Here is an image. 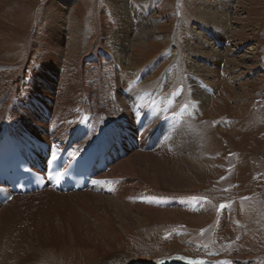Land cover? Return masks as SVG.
Masks as SVG:
<instances>
[{
  "label": "rangeland",
  "instance_id": "rangeland-1",
  "mask_svg": "<svg viewBox=\"0 0 264 264\" xmlns=\"http://www.w3.org/2000/svg\"><path fill=\"white\" fill-rule=\"evenodd\" d=\"M126 1L132 9L151 4L147 14L154 20V34L142 41L145 48L136 46L141 41L136 34L125 47V55L131 56L129 63L136 70L149 67L138 76L139 82L144 78L158 81L169 67L174 71L175 54L214 74L206 78L210 85L185 67L186 71H174L180 79L173 74V82L163 77L161 83L164 92L168 81L178 83L173 93L186 89L188 96L189 86H199L207 98L201 100L199 111L193 109L194 118L189 122L200 136L207 159L199 170L188 167L194 170L188 193L203 197L208 205L199 214L180 207L162 221L132 215L131 222H122L130 231H123L117 223L119 237L107 244L98 242L95 235L113 224L95 206H81L73 200L68 206L58 200L28 199L16 210L4 212L3 226L0 220L5 238L2 251L5 248L4 252L14 257L10 260L13 264H264V0H230L225 24L211 16L202 17L198 9L204 8L190 0ZM51 4L65 10L64 15H58L54 8L45 10ZM111 4L112 0H73L69 7L62 0H20L17 5L25 10L8 19L18 45H0L7 54L4 62L17 63L18 58L10 54L24 49L27 36L35 31L37 17L50 33L59 31L56 41L64 51L71 23L88 31L93 17L103 8L111 11ZM196 33L205 37L210 50L225 54L228 62L206 55H201L204 60L198 59L200 54L194 51L202 45L194 37ZM183 38L189 47L181 43ZM85 44L82 53L87 50ZM190 47L193 51L184 50ZM229 213L231 219L222 218L218 224L221 215L228 217ZM199 215H205L203 224L186 221ZM70 252L74 255L67 257Z\"/></svg>",
  "mask_w": 264,
  "mask_h": 264
},
{
  "label": "bare ground",
  "instance_id": "bare-ground-1",
  "mask_svg": "<svg viewBox=\"0 0 264 264\" xmlns=\"http://www.w3.org/2000/svg\"><path fill=\"white\" fill-rule=\"evenodd\" d=\"M19 1L0 0V45L4 48L18 45L8 26V19L25 10V7L17 5ZM62 1L69 7L73 3V0ZM190 1L194 6L204 8L197 10L202 17L211 16L221 24L226 23L230 0ZM110 7L111 11L103 8L93 17L88 31L72 22L68 29L69 43L64 51L56 41L59 31L54 29L56 33H50L44 28L42 18L38 17L35 31L27 36L24 49L10 54L18 58L16 64L4 62L7 54L0 49V136L9 127L19 145L26 146L28 139L33 137L38 142L49 141L56 152L68 140L82 136V143L76 150L82 151L83 145L94 139L101 132L103 123H107L109 134L123 146L124 156L113 160L107 170L99 173L92 185L82 192L59 194L47 189L14 196L0 208V220L6 210L14 211L28 199H41L43 202L58 200L68 206L73 200L81 206H95L109 218L113 227L104 228V232L98 230L95 236L98 242L110 244L119 237L117 223L123 231H130L131 228L123 226V223L131 222L132 215L143 216L153 222L166 220L168 215L180 211V207L198 214L207 207L203 197L196 198L188 193L191 190L190 172L194 171L190 168L199 170L207 159L202 153L199 134L189 125L194 118L193 109L199 111L203 107H200L201 100L206 101V97L194 83L193 88L189 86V96L186 89L173 93L180 84L171 85L170 82H173L174 71H183L185 67L210 85L206 78H212L214 74L199 64H188L187 58L175 54L172 56L176 60L174 71L169 67L158 81L149 82L148 78H144L139 82L138 76L149 67L136 70L129 63L131 56L125 55V47L136 34L141 40L136 46L145 48L146 44L142 41L154 34L151 29L154 20L147 14L151 4L132 9L128 8L126 0H112ZM46 8H54L58 15L65 11L54 4ZM217 8H221L220 11ZM185 31L190 32L189 29ZM194 37L202 45L199 51L198 48L194 51L196 55L200 54L198 59L204 60L201 55L215 60L225 58V54L210 50L200 33ZM185 41L181 43L187 45ZM84 44L87 50L82 53ZM184 50L193 51L191 47ZM225 62H228L226 58ZM175 76L180 79L179 75ZM163 77L170 81L165 84L168 87L166 92L161 89L165 80ZM47 87L48 91L45 90ZM75 153L71 152L69 157ZM91 186H95L92 192ZM231 217L230 213L228 217L221 215L218 224L222 218ZM186 221L203 224L206 218L199 215L186 218ZM2 226L0 264H13L10 260L14 257L5 253V248L2 251L5 242ZM69 254L66 256H73L74 252ZM61 256L67 259L63 254Z\"/></svg>",
  "mask_w": 264,
  "mask_h": 264
},
{
  "label": "snow or ice",
  "instance_id": "snow-or-ice-1",
  "mask_svg": "<svg viewBox=\"0 0 264 264\" xmlns=\"http://www.w3.org/2000/svg\"><path fill=\"white\" fill-rule=\"evenodd\" d=\"M98 183H99V181H98ZM221 207H224V205H221Z\"/></svg>",
  "mask_w": 264,
  "mask_h": 264
}]
</instances>
